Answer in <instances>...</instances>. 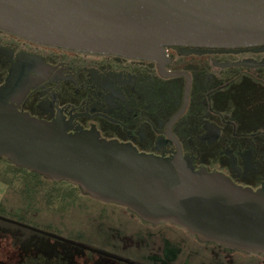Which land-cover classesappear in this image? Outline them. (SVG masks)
Wrapping results in <instances>:
<instances>
[{"label":"flooded vegetation","instance_id":"flooded-vegetation-1","mask_svg":"<svg viewBox=\"0 0 264 264\" xmlns=\"http://www.w3.org/2000/svg\"><path fill=\"white\" fill-rule=\"evenodd\" d=\"M0 106L140 152L181 154L195 169L264 189V43L170 44L153 59L39 42L0 28ZM114 203L96 219L94 240L48 235L74 246L57 249L62 261L41 262L33 238L0 226V264H264L263 253L201 240L171 220H145Z\"/></svg>","mask_w":264,"mask_h":264},{"label":"water","instance_id":"water-1","mask_svg":"<svg viewBox=\"0 0 264 264\" xmlns=\"http://www.w3.org/2000/svg\"><path fill=\"white\" fill-rule=\"evenodd\" d=\"M0 28L74 49L157 59L170 44L264 43V0H0ZM2 156L145 220H171L201 240L264 254V189L195 169L181 154L140 152L0 106Z\"/></svg>","mask_w":264,"mask_h":264},{"label":"rangeland","instance_id":"rangeland-1","mask_svg":"<svg viewBox=\"0 0 264 264\" xmlns=\"http://www.w3.org/2000/svg\"><path fill=\"white\" fill-rule=\"evenodd\" d=\"M0 169L4 173L2 176L7 180L6 182L0 179V214L21 217L31 226L66 238L77 239L80 242L96 239L100 234L96 219L102 211H108L116 205L114 202L96 201L76 187L71 193L70 189H66L63 180L45 178L43 181L22 171L16 173L7 165L0 166ZM17 176L19 179H15ZM54 183L61 185L60 192L61 195H66L65 200L63 196L56 198L55 194L59 193V188ZM0 226L22 231L33 238L41 262H57L63 259L56 258L59 256L56 254L58 248L68 251L74 247L65 240L53 239L46 233L6 223L1 219Z\"/></svg>","mask_w":264,"mask_h":264},{"label":"trees","instance_id":"trees-1","mask_svg":"<svg viewBox=\"0 0 264 264\" xmlns=\"http://www.w3.org/2000/svg\"><path fill=\"white\" fill-rule=\"evenodd\" d=\"M4 165H7V166H10L11 168H13L15 171H16V173H19V172H17V171H22L23 173H25V174H27V175H32V176H36L37 178H40V180H43V179H45L42 175H40V174H38V173H36V172H33V171H30V170H28V169H26V168H24V167H20V166H17V165H15L14 163H12V162H10L7 158H5V157H0V166H4ZM5 172H8V171H5ZM0 179L1 180H4V181H6L7 182V180H5V178L2 176L4 173H3V171H1V169H0ZM15 179H19L18 178V176L17 177H15ZM44 181V180H43ZM65 181V180H64ZM19 182V181H18ZM19 183H22V182H19ZM65 183H66V186L67 187H69V188H67L66 187V189L67 190H69L70 189V191H71V193H73V191H74V188L76 187V188H78V190H80V188L77 186V185H75V184H73V183H70V182H68V181H65ZM25 185V183H22V185ZM54 185H56V187H58L59 188V186H61V185H59V184H57V183H54ZM30 189V188H29ZM40 190H41V188H40ZM51 190V189H50ZM59 190V193H57V194H55V196H56V198H60V196H63V198H64V200L66 199V195H61V192H60V188L58 189ZM22 191V190H21ZM81 191V190H80ZM61 203V202H60ZM11 217H14V215H12Z\"/></svg>","mask_w":264,"mask_h":264}]
</instances>
